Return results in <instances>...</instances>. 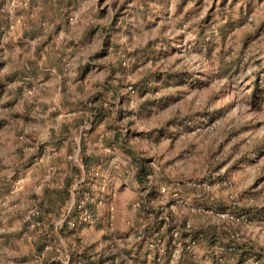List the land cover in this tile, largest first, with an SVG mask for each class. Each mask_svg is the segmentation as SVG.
Masks as SVG:
<instances>
[{
	"label": "rangeland",
	"instance_id": "obj_1",
	"mask_svg": "<svg viewBox=\"0 0 264 264\" xmlns=\"http://www.w3.org/2000/svg\"><path fill=\"white\" fill-rule=\"evenodd\" d=\"M0 264H264V0H0Z\"/></svg>",
	"mask_w": 264,
	"mask_h": 264
},
{
	"label": "built area",
	"instance_id": "obj_2",
	"mask_svg": "<svg viewBox=\"0 0 264 264\" xmlns=\"http://www.w3.org/2000/svg\"><path fill=\"white\" fill-rule=\"evenodd\" d=\"M78 207V210L81 212V218L84 220V221H88L90 219V213L87 211L86 207H85V203L84 202H81V203H78L77 205ZM39 213V210H36L34 211V215H37Z\"/></svg>",
	"mask_w": 264,
	"mask_h": 264
}]
</instances>
